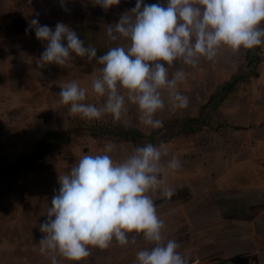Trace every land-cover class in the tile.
I'll return each mask as SVG.
<instances>
[{
    "label": "rangeland",
    "instance_id": "1",
    "mask_svg": "<svg viewBox=\"0 0 264 264\" xmlns=\"http://www.w3.org/2000/svg\"><path fill=\"white\" fill-rule=\"evenodd\" d=\"M65 2L66 9L61 7V0H0V63L6 70L5 76L0 77V91L7 97L0 105L1 122L5 123V120L15 114L12 112L15 107L12 111L9 108L10 102L19 96V90L22 89L19 69L31 76L28 90L45 86L44 81L48 80L37 77L36 73L39 72L50 73L53 82L49 85L52 87H62L73 80L78 81L82 88L92 84L93 78L90 75L93 73V64H89L85 58L75 57L66 67L56 64L37 67V59L45 50L46 42L36 38L34 29L26 32L32 19L38 16L41 25H48L53 29L58 22H62L76 31L79 37H101L105 46L109 43L108 47L111 43L117 46L129 43L123 39L110 40L107 26L114 25L122 14L134 8L136 0H120L119 5H114L107 11L98 5L93 6L91 0ZM166 2L167 0H144L145 4ZM87 65L89 67L86 68ZM191 68L181 62H174L169 68L170 77L178 70L184 71L185 80L178 85L177 90L189 97V106L182 110L169 106L160 111L161 116L165 117L164 126L157 131L165 132L168 137L157 135L149 141L154 145H162L166 150L167 156L162 157V160L171 159L173 154L182 165L164 184L167 186L178 182L183 186L190 184V179L197 178V182L210 187L209 192L222 189H264V46L255 50H241L239 53L222 48L215 66L202 58L198 66L193 68V72L199 69V76L187 77ZM247 68H251L250 73L256 72L258 77L251 76L247 79L244 76ZM48 118L47 112L39 115L40 122ZM105 122L103 119L92 120L85 126L93 136L99 140L107 139L108 144H113L114 149L119 148L118 151L121 152L124 146L120 140L125 139V125L112 120ZM9 126H16V123L8 125L6 121L0 128L9 130ZM18 131L26 135L24 128ZM158 132L150 136L153 137ZM8 143L9 148L16 144L11 139ZM171 149H178L177 153L170 152ZM187 149L192 151H186ZM133 150L134 148L132 152ZM86 151L84 149L83 153ZM38 158L39 155L34 152V156L24 162ZM126 158L120 157L118 161ZM19 159L20 157L10 155L1 156L0 152V192L4 191V195L0 196V264H52L50 256L42 255L39 250V242L44 235L40 231V225L47 220L54 190H59L58 177L66 173H51L49 190L32 199L33 204L23 199L24 196L18 189L20 178L11 174L17 172L15 169H18V164L14 168L13 164ZM113 159L116 161V157ZM157 192L151 194L152 198ZM183 198L191 203H182ZM199 199L195 194L192 195L188 187L179 191L172 204L157 209L158 215L165 222L166 238L176 240L177 233L187 232L188 237L184 242L176 241L180 244L178 251L187 258H196L197 263L189 264H217L220 260L217 252H220L224 240L230 239L232 234L241 238L256 234L253 219L259 217L261 211L264 214V205L250 209L252 220L239 217L240 215L237 221L229 215L211 219L197 218L211 213L206 209H199L190 214V209L196 207ZM154 201L158 205V201ZM247 224L251 226L250 231ZM254 239L255 237L251 238V241ZM243 243H247V240L244 239ZM150 246L140 235L135 243L126 246H120L114 241L106 250L92 248L91 255L80 262L68 261L59 254L57 260L58 264H137V252Z\"/></svg>",
    "mask_w": 264,
    "mask_h": 264
},
{
    "label": "clouds",
    "instance_id": "2",
    "mask_svg": "<svg viewBox=\"0 0 264 264\" xmlns=\"http://www.w3.org/2000/svg\"><path fill=\"white\" fill-rule=\"evenodd\" d=\"M91 3L107 11L120 0ZM61 7L66 9L65 0ZM33 29L36 38L46 42L38 68L66 67L75 57L95 58L102 65L92 89L106 97L103 107L85 103L87 89L73 80L58 94L68 112L87 120L110 114L119 121L127 101L137 106L145 126L160 129L164 125L157 114L165 108V93L174 108L189 106V97L177 90L185 80L184 71L170 77L169 68L174 62L195 68L202 58L215 66L222 48L239 53L264 46V0H167L166 4L136 0L134 8L107 26L110 40L123 39L129 46L112 47L99 57L95 47L85 46L78 33L62 22L53 29L41 25L37 16L26 32ZM114 147L108 144L104 154L83 155L68 174L59 175V190H54L47 220L40 225L44 234L40 253L50 256L52 264H58L57 254L80 262L92 248L106 250L114 241L126 246L142 234L151 246L137 252V264H189L178 251L180 244L166 238L165 222L151 195L159 191L165 199L172 197L174 189L163 186L162 174L178 171L179 159L172 156L164 163L166 150L149 142L116 162L110 155Z\"/></svg>",
    "mask_w": 264,
    "mask_h": 264
},
{
    "label": "crops",
    "instance_id": "3",
    "mask_svg": "<svg viewBox=\"0 0 264 264\" xmlns=\"http://www.w3.org/2000/svg\"><path fill=\"white\" fill-rule=\"evenodd\" d=\"M79 38L85 42V46L91 45L97 49V57L105 54L110 48L117 46L114 43H111L109 47V43H106L105 46V43L101 41V37H97L96 39ZM120 46L127 48L129 43ZM73 55L75 57V54ZM84 58L87 60V57ZM88 62L89 64H93V73L90 75V77L93 78V82L94 79L101 76L100 69L102 68V65L98 64L95 58ZM1 64L2 63H0V77L5 76L6 71L2 68ZM87 67H89V65H87L86 68ZM250 70L251 68H247V71L244 72L245 77L249 76L250 78L252 74H257L256 72L250 73ZM188 73L189 74L186 75L187 77L199 76L200 74L199 69H197L196 72H193V67ZM18 76L23 82V85H21L22 89L19 90V96L10 102L9 108L12 111L15 107V110L12 111L15 114L8 120H5V123L8 121V125L16 123V126H9V130L0 128V152L1 156L7 157L10 155L20 157V159L13 164V168L18 164L17 167L20 170L11 174L20 178V187L18 189L21 190V193L24 196L23 199L25 198L26 201L33 203L31 201L32 199L42 195L45 190H49L48 181H50L49 178L51 177V173L53 175L56 172L62 171L68 174L71 167H73L83 155L104 154L105 146L108 145L109 142L107 139L99 140V138L93 136L89 129H87L85 125H89L92 120L83 119L79 115H73L68 112V106L61 103V98L58 95L61 91V86L57 85L52 87V85H49L50 82H53V78L50 79V73H36L37 77H41L48 81H44L45 86H36L32 90H28V81L29 77H31L28 72L25 70L20 72L19 69ZM85 89H87L85 103L93 104L98 108L103 107L106 97L97 96L92 89V84L90 87H85ZM6 98L7 97L2 94V91H0V105L5 102ZM164 99V110L169 106L173 107L168 99L167 93H165ZM207 103H209V101L205 104ZM126 109L127 111L121 120L116 121L118 124L125 125L126 127V135L123 137L125 139L120 140L124 146L122 151H118L119 148H117L116 150L113 149L112 153H110L112 158L116 157V162H120L118 161V158L120 157L126 158V154L128 157L132 154L133 148L135 149V147L144 146L149 141H152V139H155L157 135H165V138L168 137V134L165 132L160 131L159 133L157 129L145 126L140 121V113L136 105L126 101ZM43 112L49 113V118L41 120L40 122L39 115ZM17 115L19 116L17 117ZM1 116L0 125H3L5 123L1 122ZM157 118L162 122L165 119L164 116H161L160 112L157 114ZM102 119L104 122H109V120L115 121L110 114H106ZM23 128L26 131V135L18 131V129H21L22 131ZM236 129L240 130L241 128ZM156 132H158V134L153 137L150 136ZM10 139L16 142L13 148H9L8 142ZM84 149H87L86 153H83ZM176 150L178 149H171L170 152H176ZM180 150L182 151L183 149ZM186 151L192 150L187 149ZM34 152L39 155L38 160L32 159V161L25 163V159L34 156ZM119 152L120 155L118 154ZM171 156H173V154H171ZM167 161L168 159L163 160L164 163ZM19 163L21 165H19ZM10 172L11 171H9V173ZM177 172L178 171H165L162 174L164 183L169 176L173 177ZM163 186H166V184ZM167 186L174 189L172 197L175 198L179 191L190 187L192 195L195 194L196 198H200L197 205L194 204L196 207L190 209V214H194L199 209H206L207 212H211L203 216L199 215L197 218L206 217L211 219L220 215H229V217L232 216L231 218L235 221H237L239 217L252 220L250 217V209L254 206L264 205V189L257 191H224L222 189L209 192L208 189L210 187L204 183L197 182V178L190 179V184L188 185L185 184L181 186L178 182H173L171 185ZM157 193L158 194L153 198L154 200L156 199L159 201L165 199L159 191ZM2 195H4L3 190L0 192V196ZM29 195H32L31 198L26 197ZM174 200L158 204V210L163 206L172 204ZM176 201L179 200L177 199ZM182 203L190 204L191 202H186V199L183 198ZM213 211L214 214H212ZM261 213L262 214L259 217L253 219V222L256 224V234L253 233L249 238H241L239 235L234 236L232 234L230 239L224 240L220 252H217L219 253L217 257L220 259L216 262L217 264H264V214L262 211ZM248 226V231H250L251 226ZM187 237V232H179L175 235V239L182 242H184ZM253 237H255V239L254 241H251V238ZM244 239L247 240V243L245 244L243 243ZM251 243H254V245ZM188 259L190 263H197L196 258L193 256L188 257Z\"/></svg>",
    "mask_w": 264,
    "mask_h": 264
},
{
    "label": "trees",
    "instance_id": "4",
    "mask_svg": "<svg viewBox=\"0 0 264 264\" xmlns=\"http://www.w3.org/2000/svg\"><path fill=\"white\" fill-rule=\"evenodd\" d=\"M252 76L257 77V74H253ZM246 78L249 79V76H246ZM15 170L18 171L19 169L16 168ZM174 199H175V197H171L170 199H162V200L158 201V204H163V203H166V202H169V201H173ZM130 235H134V234H130Z\"/></svg>",
    "mask_w": 264,
    "mask_h": 264
}]
</instances>
